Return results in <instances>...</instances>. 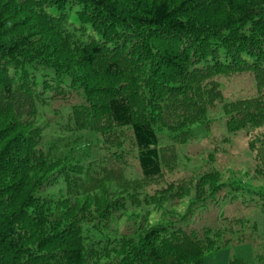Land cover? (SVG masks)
Listing matches in <instances>:
<instances>
[{"label":"trees","instance_id":"trees-1","mask_svg":"<svg viewBox=\"0 0 264 264\" xmlns=\"http://www.w3.org/2000/svg\"><path fill=\"white\" fill-rule=\"evenodd\" d=\"M238 72L255 96L224 97L218 77ZM214 120L221 142L264 128V0H0V264H204L240 240L183 228L221 191L264 227V133L239 175L212 166L144 192L195 170L184 148ZM260 248L264 263V233Z\"/></svg>","mask_w":264,"mask_h":264},{"label":"rangeland","instance_id":"rangeland-1","mask_svg":"<svg viewBox=\"0 0 264 264\" xmlns=\"http://www.w3.org/2000/svg\"><path fill=\"white\" fill-rule=\"evenodd\" d=\"M218 82L220 83V89L225 98L235 99L238 97L248 98L255 96L256 89L252 81V75L247 72H238L229 76L218 77ZM82 98L80 96L70 94L67 99L56 98L52 101L53 106L57 107L61 103H77L80 102ZM218 122L214 120L210 123L211 134L207 137H203L198 140H192L184 148L186 156H188L196 165L195 170L182 169L176 167L174 171L167 172L164 170V175L153 180H149L145 185L144 192L152 194L154 191L159 190L162 187L168 186L170 183H180L181 180H187L197 174L200 170H208L212 166L216 169L222 170L224 179H230L231 175H239L237 169L245 170V161H248L251 166H255L258 163L253 159L252 155L248 156L244 152V149L248 147V143L258 136L264 133V128L255 130L254 133H240L227 142L219 141L218 132ZM126 147H125V157L134 170L137 169L135 152L132 148V138L131 134L126 131ZM215 151L214 162L210 164V159L208 154L211 151ZM244 164V165H243ZM253 174V170L250 171ZM223 196L222 191L218 193L217 197L220 201L216 204H210L208 207L193 209L190 213L191 220L186 226H183L184 230L188 233H196L197 235H202L203 230L208 228H222L234 230H241L240 233L236 234V237L240 238L234 239L230 245L226 247H220L216 251L205 254L204 264H231V259L240 258L246 261L248 264H264L257 260L256 255L261 251V241L263 242L264 227L261 221V214L254 213L252 206L245 205L241 201L233 199L232 201H224L221 199ZM182 213L184 208H187V204L182 203L178 206ZM186 211H184L185 213ZM237 219L246 220V228H239V224L236 222ZM123 220V219H122ZM257 227L254 228V224ZM119 226L121 232L127 233L135 229L136 224L131 218L127 222L120 221ZM225 237H230V233L224 234ZM245 236V237H242ZM242 237V238H241Z\"/></svg>","mask_w":264,"mask_h":264}]
</instances>
